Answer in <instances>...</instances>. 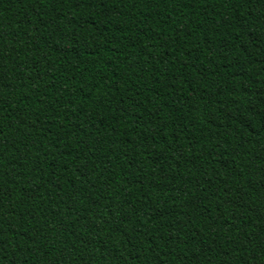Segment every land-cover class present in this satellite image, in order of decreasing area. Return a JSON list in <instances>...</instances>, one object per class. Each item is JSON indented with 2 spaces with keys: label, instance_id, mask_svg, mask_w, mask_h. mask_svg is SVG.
<instances>
[{
  "label": "trees",
  "instance_id": "16d2710c",
  "mask_svg": "<svg viewBox=\"0 0 264 264\" xmlns=\"http://www.w3.org/2000/svg\"><path fill=\"white\" fill-rule=\"evenodd\" d=\"M0 264H264V0H0Z\"/></svg>",
  "mask_w": 264,
  "mask_h": 264
}]
</instances>
